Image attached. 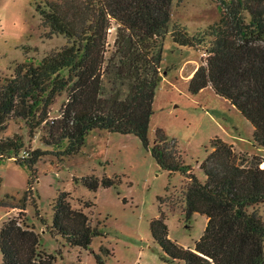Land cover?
Wrapping results in <instances>:
<instances>
[{
  "label": "trees",
  "instance_id": "obj_1",
  "mask_svg": "<svg viewBox=\"0 0 264 264\" xmlns=\"http://www.w3.org/2000/svg\"><path fill=\"white\" fill-rule=\"evenodd\" d=\"M36 3L42 23L49 26L46 35L65 34L68 42L41 59L31 55L26 46L28 55L24 61L16 62L14 75L0 76V160L16 157L17 163L27 164L31 170L29 188L23 203L17 206L19 214L10 217L0 229L2 264H55L57 255L45 252L40 232L24 222L34 177L38 176L36 163L48 152L65 156L77 153L94 128L138 134L162 168L171 173L180 171L191 179L184 189L187 217L192 218L196 212L208 217L196 246L186 247L169 236L168 214L161 204L158 216L150 220L153 238L170 258L182 259L184 264H264V217L256 208L264 203L262 161H241L234 143L216 135L200 165L206 173L202 180L185 162L178 140L170 139L164 127L158 126L152 145L148 135L162 76L164 41L171 31L181 46H198L207 35H213L206 63L197 67L189 88L199 93L212 82L250 119L255 126L254 141L264 146V0H222L220 21L203 36L191 33L181 22L171 25L173 0ZM244 10L250 12L249 20ZM114 24L117 36L111 59L120 76L133 80L131 91L122 98L102 93L103 59ZM65 90L67 100L55 117L53 104ZM13 118L26 120L32 137L42 126L49 125L44 140L55 150L26 149V140L19 132L2 135ZM24 150L30 154L22 157ZM120 181L117 175L101 178L95 173L82 180L93 190ZM70 197L67 190H61L56 197L51 231L61 234L71 245L89 248L96 235L106 236V232L91 221L85 210L74 207ZM0 204L14 208L6 199ZM104 249L109 251L102 246L101 251ZM95 256L99 264H107L100 252Z\"/></svg>",
  "mask_w": 264,
  "mask_h": 264
},
{
  "label": "rangeland",
  "instance_id": "obj_2",
  "mask_svg": "<svg viewBox=\"0 0 264 264\" xmlns=\"http://www.w3.org/2000/svg\"><path fill=\"white\" fill-rule=\"evenodd\" d=\"M38 0H0V76H13L17 61L30 54L41 59L51 50L68 42L65 34L48 37L49 26L42 23ZM222 0H173L172 23L181 22L191 33L203 36L205 31L222 17ZM247 19L250 12L244 10ZM171 28V27H170ZM114 24L108 39V51L103 59V95L122 98L132 89L133 80L120 76L115 60ZM213 35H207L198 46H181L168 31L161 61V80L154 100L155 111L148 131L151 145L158 126L165 128L170 139H177L185 162L202 179L206 173L200 167L211 149V138L220 135L234 143L235 151L245 163L261 160L264 166V146L253 139L255 127L232 99L219 92L213 84L199 93L189 88L188 75L195 66L206 63ZM67 100V90L53 104L52 115H60ZM49 125L42 126L31 136L24 119H11L2 135L23 134L26 149H54L44 140ZM45 153L36 163L32 198L27 202L24 222L35 226L41 234V247L55 253V264H99L95 252H100L107 264H184L172 259L153 238L150 220L158 216L160 204L168 214L170 237L195 247L206 229L207 215L196 212L188 219L184 189L191 179L180 171L172 172L159 165L157 158L136 133L94 128L86 142L75 154ZM16 157L0 160V200L6 199L14 208L0 204V229L5 221L20 212L23 196L29 188L31 170L27 164L17 163ZM95 173L120 176L122 181L109 187L93 190L85 186L83 178ZM61 190L71 192L74 207L85 210L94 224L106 232L96 235L89 248L71 245L61 234H53L51 224L55 214L54 202ZM162 199L159 200V196ZM31 197V196H30ZM127 197V201L124 198ZM33 200H36L35 203ZM254 207H250L252 210ZM264 217V203L256 205ZM109 248L101 251V247ZM3 254L0 251V264Z\"/></svg>",
  "mask_w": 264,
  "mask_h": 264
},
{
  "label": "crops",
  "instance_id": "obj_3",
  "mask_svg": "<svg viewBox=\"0 0 264 264\" xmlns=\"http://www.w3.org/2000/svg\"><path fill=\"white\" fill-rule=\"evenodd\" d=\"M200 65H197V66H195V68L193 69V71L188 75V77H187V79L189 80V82H190V79H191V77L194 75V73H195V71H196V69H197V67H199ZM211 84H213L212 82L209 84V85H211ZM155 97H156V94H155ZM255 127V126H254ZM255 131V130H254ZM258 144V143H257ZM208 221V217H207V219H206V222ZM207 224V223H206Z\"/></svg>",
  "mask_w": 264,
  "mask_h": 264
},
{
  "label": "built area",
  "instance_id": "obj_4",
  "mask_svg": "<svg viewBox=\"0 0 264 264\" xmlns=\"http://www.w3.org/2000/svg\"><path fill=\"white\" fill-rule=\"evenodd\" d=\"M28 154H30L29 151L28 150H24V152L20 156L24 157V156H27Z\"/></svg>",
  "mask_w": 264,
  "mask_h": 264
}]
</instances>
